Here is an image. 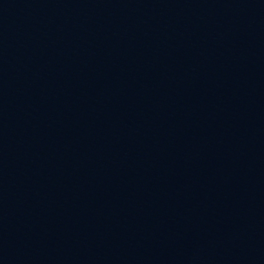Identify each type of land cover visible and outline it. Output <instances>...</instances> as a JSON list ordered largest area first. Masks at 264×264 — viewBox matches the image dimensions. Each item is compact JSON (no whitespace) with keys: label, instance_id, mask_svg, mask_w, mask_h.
I'll return each mask as SVG.
<instances>
[{"label":"water","instance_id":"1","mask_svg":"<svg viewBox=\"0 0 264 264\" xmlns=\"http://www.w3.org/2000/svg\"><path fill=\"white\" fill-rule=\"evenodd\" d=\"M0 264H264V22L3 231Z\"/></svg>","mask_w":264,"mask_h":264}]
</instances>
